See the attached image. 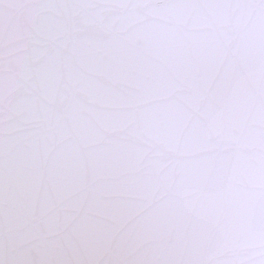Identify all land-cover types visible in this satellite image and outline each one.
<instances>
[{
  "label": "snow or ice",
  "instance_id": "obj_1",
  "mask_svg": "<svg viewBox=\"0 0 264 264\" xmlns=\"http://www.w3.org/2000/svg\"><path fill=\"white\" fill-rule=\"evenodd\" d=\"M0 264H264V0H0Z\"/></svg>",
  "mask_w": 264,
  "mask_h": 264
}]
</instances>
